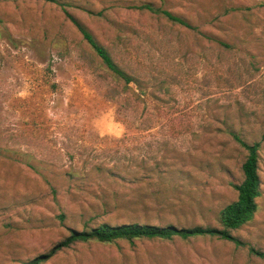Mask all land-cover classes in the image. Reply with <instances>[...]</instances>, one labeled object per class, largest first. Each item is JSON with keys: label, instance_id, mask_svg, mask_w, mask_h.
<instances>
[{"label": "rangeland", "instance_id": "obj_1", "mask_svg": "<svg viewBox=\"0 0 264 264\" xmlns=\"http://www.w3.org/2000/svg\"><path fill=\"white\" fill-rule=\"evenodd\" d=\"M60 1H0V264L101 224L218 227L246 158L228 128L261 144L235 241H79L43 264H264V0ZM66 12L145 92L113 80Z\"/></svg>", "mask_w": 264, "mask_h": 264}, {"label": "trees", "instance_id": "obj_2", "mask_svg": "<svg viewBox=\"0 0 264 264\" xmlns=\"http://www.w3.org/2000/svg\"><path fill=\"white\" fill-rule=\"evenodd\" d=\"M8 2L13 0H0ZM54 3L65 10L68 3L60 0H45ZM72 7V6H71ZM141 9L154 12L149 4H145ZM67 13V12H66ZM168 20L176 22L185 27L189 24L181 17L172 15L169 12H162ZM69 20L77 28L83 39L90 45L97 57L100 59L105 69L110 73L113 80L120 83L124 88L128 89L134 84L139 91L145 92L141 80L128 74L121 68L109 54V52L100 45L88 29L81 24L76 18L67 13ZM228 134L246 151V158L242 164V181L234 185L233 188L237 193L236 201L222 208L216 216L218 227H202L195 226L191 228H177L173 225L153 226L148 224H121L111 226L109 224H101L95 228L84 229L82 231L71 230L68 238L56 245L49 253L40 255L26 264H43L47 259L51 258L55 252L61 248L69 247L75 242L96 241L100 243H113L118 240L132 242L134 240H172L174 237L188 239L192 237H217L226 241H235L230 235V231L238 230L244 225L250 223L257 212V200L261 197V181L259 177V151L261 144L259 142L249 144L243 140L240 134L236 133L232 128H228Z\"/></svg>", "mask_w": 264, "mask_h": 264}]
</instances>
